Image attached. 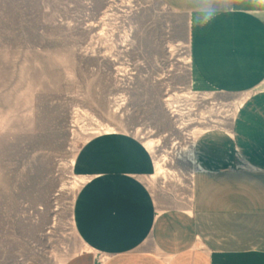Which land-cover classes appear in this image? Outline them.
Here are the masks:
<instances>
[{"label":"rangeland","instance_id":"rangeland-1","mask_svg":"<svg viewBox=\"0 0 264 264\" xmlns=\"http://www.w3.org/2000/svg\"><path fill=\"white\" fill-rule=\"evenodd\" d=\"M123 1L0 0V264H63L87 250L74 211L88 176L75 161L95 135H135L168 169L154 163L149 178L157 209L190 201L200 138L231 137L234 95L191 87L185 18L158 0ZM111 4L117 16L98 36Z\"/></svg>","mask_w":264,"mask_h":264},{"label":"crops","instance_id":"crops-1","mask_svg":"<svg viewBox=\"0 0 264 264\" xmlns=\"http://www.w3.org/2000/svg\"><path fill=\"white\" fill-rule=\"evenodd\" d=\"M158 1L185 18L192 89L234 95L231 137L200 138L190 201L157 209L150 149L135 135H95L75 161L88 176L74 211L87 250L63 264H264V23L254 17L264 0H225L203 29L183 0ZM232 144L249 167L237 168Z\"/></svg>","mask_w":264,"mask_h":264},{"label":"clouds","instance_id":"clouds-1","mask_svg":"<svg viewBox=\"0 0 264 264\" xmlns=\"http://www.w3.org/2000/svg\"><path fill=\"white\" fill-rule=\"evenodd\" d=\"M185 8L191 13L190 21L193 29H203L211 25L219 15L227 12L223 7L225 0H183ZM264 23V16H254Z\"/></svg>","mask_w":264,"mask_h":264},{"label":"bare ground","instance_id":"bare-ground-1","mask_svg":"<svg viewBox=\"0 0 264 264\" xmlns=\"http://www.w3.org/2000/svg\"><path fill=\"white\" fill-rule=\"evenodd\" d=\"M132 0H124L122 4H111L109 6V8L106 10L102 21L104 22L102 29H100L98 36H103L106 37L108 35L109 32H107V27L110 25L109 20H114L112 17L117 16V12L115 11V8H117V5L122 6V7H129L132 5L131 3ZM125 37H129V35H125ZM189 95V92H182L181 96L187 97ZM177 96V93L175 94H170L169 97L166 99L167 103L169 104V106L171 107V109L173 111H176V108L178 107V105H176V100H174V97ZM184 150H187V148H183ZM168 171L167 168L164 169V166L157 161L156 162V173L158 175H162L164 173H166ZM88 180V178H86L82 183L86 182Z\"/></svg>","mask_w":264,"mask_h":264},{"label":"built area","instance_id":"built-area-1","mask_svg":"<svg viewBox=\"0 0 264 264\" xmlns=\"http://www.w3.org/2000/svg\"><path fill=\"white\" fill-rule=\"evenodd\" d=\"M104 259H105V257H100L99 261L102 262V261H104Z\"/></svg>","mask_w":264,"mask_h":264}]
</instances>
